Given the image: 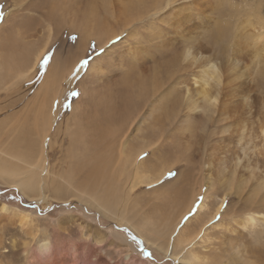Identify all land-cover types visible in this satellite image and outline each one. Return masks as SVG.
Wrapping results in <instances>:
<instances>
[{"label":"bare ground","instance_id":"1","mask_svg":"<svg viewBox=\"0 0 264 264\" xmlns=\"http://www.w3.org/2000/svg\"><path fill=\"white\" fill-rule=\"evenodd\" d=\"M12 2L13 10L0 23V51L6 53L0 56V90L10 91L13 86L31 79V88L36 93L40 91L42 97L40 104L34 106L32 115L29 110H16L14 123L13 98H7L4 102L0 100V117L4 121L1 124L2 135H6V140L0 144V184L14 187L28 198L34 197L37 202L51 199L43 192L40 181L37 182L33 179L35 176H32L36 173L54 176L50 170L54 165H48L47 157L53 144L49 134L61 133L60 128L65 122V138L62 137L60 143L66 140L63 160H68L69 165L58 178L60 187L73 192L72 197L134 232L139 228L151 231V226L154 225L152 223L150 226V218L139 222L142 227L133 222L134 219H130L129 216H133L130 212L134 207L129 210L131 205L128 203V196L132 195L134 187L139 183L149 184L155 180L152 179L154 174H150L152 170L149 167L155 165L151 162L168 149L169 153H164V156L173 155L178 142L181 153L171 156L175 162L168 163L171 157L161 161L156 171L157 178L174 169L176 164L181 163L180 160L189 161L190 153L187 156L186 152L191 149L190 142L193 140L196 149L202 151L204 160V168L201 166L202 191H220L221 194L216 196V201L203 197L205 199L197 203L195 192L198 190L193 192L194 187H190L195 195H190V203L186 205V209H180L182 214L179 215V221H186L179 222L170 230L169 219L165 217L168 214L161 212L159 218H165L160 221L164 219L168 226L167 238L162 242L165 232L161 238L150 232L151 235L145 237L146 245L164 251L166 257L182 264H264V0H254L253 4L247 6L245 26L248 27V34L243 31L236 33L228 25L221 26L220 30L217 25L197 20L186 25L193 36L184 31L183 34L176 31L177 35L173 34L174 38L166 41L165 31L160 29L150 33L145 30V33L149 32V39H137V46H132L136 43L126 42L129 43L128 47L125 46L127 48L122 49L125 51L115 58L107 53L112 49L93 56L86 68L85 78L78 80L82 93L86 88L85 81L89 83L90 90L86 95L83 93L80 96L77 101L79 104L73 105L77 118L70 123L71 117L67 115L58 124L55 123V115L51 110L52 102L59 94L57 89L61 81L55 78L58 72L54 76L52 64L38 72L37 65L53 43L64 39L61 29L76 33L79 37L76 47L81 49L75 57V54L70 53L71 48L64 46L57 50L56 55L68 56L75 62L86 50L91 49V38L97 47L105 49L118 38L127 39L126 36L134 35L130 32L143 19L163 21L166 18L164 20L169 25L166 26L171 29L172 25L177 29L190 19L188 16L194 17L202 14L205 8L210 9V0ZM193 9L194 12L191 11ZM250 10L253 12L252 16L248 14ZM156 22L158 21H152L150 25L153 26ZM155 27L157 28L156 25ZM9 37L12 43L6 46L5 41ZM175 38L183 39L187 45L184 43L186 46L182 50L174 49L166 53L170 46H175V43L171 44ZM203 39H206V44L201 43ZM200 43L206 47H198ZM107 58V69L111 72H107L109 70L104 69L101 63ZM53 60L58 62L55 56ZM85 65L73 63L61 77L69 81ZM109 73L112 74L108 75ZM82 98L87 100V106L80 110L78 108L83 103ZM123 99L125 104L121 106ZM29 115L31 126L28 128L27 138L30 141L25 148L21 145L25 123L28 122L26 117ZM79 120L84 124L89 147L86 146L85 135L83 138L81 133H76ZM206 135L210 138L207 145L204 142L208 140ZM75 147L77 156L74 153ZM81 148L84 151L89 148V160L82 163ZM145 151H148V155L143 157ZM76 160L80 162L75 165ZM186 163L189 166V162ZM127 166L129 172L122 173ZM78 168V173L72 177ZM182 172H190V168H183L179 177ZM178 179L177 177L174 184ZM193 179L188 181L194 184ZM189 183L181 181L176 187L180 191L178 202L187 194L184 189L187 191L185 185ZM173 192L172 195L177 193ZM168 195L162 196L164 201L168 199ZM227 198L236 201L231 200L230 206L223 209ZM171 203L173 204L172 200ZM208 204L212 210L207 207ZM236 204L241 205L233 208ZM169 207L172 206L169 204ZM192 207L196 208V213L186 219L184 214H189ZM217 216H220L219 221ZM34 222L26 211L0 203V240L4 227L9 226L8 228H18L29 236L30 241H34L41 236V231ZM87 223L89 224H82L81 228L88 232L87 228L93 225ZM162 223H159L161 228L164 227ZM155 225H158L157 222ZM210 227L222 229L218 243L209 235ZM155 228L152 232H156ZM142 231L140 230L141 233ZM94 237L97 243L102 242L103 235ZM28 243L24 242V245L27 246ZM195 246H200L203 250ZM54 250L55 245L43 239L35 249L30 250L27 264H41V261L53 256ZM4 251L8 252L11 261L21 254L18 250ZM94 251L89 248L82 250L76 257V264H109L102 256L92 254ZM55 261L58 264H69L72 260L65 253Z\"/></svg>","mask_w":264,"mask_h":264},{"label":"rangeland","instance_id":"2","mask_svg":"<svg viewBox=\"0 0 264 264\" xmlns=\"http://www.w3.org/2000/svg\"><path fill=\"white\" fill-rule=\"evenodd\" d=\"M253 1L254 0H210V4H211L210 9L205 8V11L202 14L196 15L194 17L188 16L190 19L187 20L183 25L179 26L180 30H182V31H180L179 28L175 29V27H173L172 25H171V29H172V31H171L170 27L168 28L169 25L167 24V22H165L166 20H164L166 18H164L163 21L158 20V19H153V20L143 19L142 23L135 24V26L138 28H136L135 26H134V28H136L137 30L133 28V31L130 32V33L137 35V36H134V35H132L131 37L126 36L127 39L126 38H118V39H116L117 41L115 40L116 42L114 41L112 44H109L107 46L108 48L106 47L105 49H103L102 47H100V48L97 47V45L94 42V39L91 38V40L89 42V47H91V49L86 50L87 49L86 48L85 49L86 53L82 57L75 60V62H73V60H70L68 58V56L62 57L59 54L56 55L58 52L57 50L59 48L63 49L64 46H66V47L69 46L71 48L70 53L73 55L75 54V57L79 55V53H80L79 49H81V47H76L77 41L79 38L77 36V34L76 33L74 34L70 31H66V29H64V31H63V29H61V36L64 39L59 41V42L53 43L52 46L47 49V52H46V54H44V57L42 56L40 58L38 65H37V67H38L37 71L40 72L41 68L44 69L46 67H51V64H52V66H53L52 70H53V72H55L54 76L58 72V74L56 75L55 78H57L58 81H61V82H59V89H57V90H59V92H58L59 94L57 93L58 96H56V98L54 99L56 102L53 100V102H52L53 106L51 108V110L54 112V115H55V119H56L55 123L58 124V122H60V120L64 121V119L67 115H70V117H71V120L69 121L70 123L73 122V120L77 118V114H75L77 112H75L73 105L79 104V102H77V101L80 98V96L82 97L83 93H85V95H86V92H88V90H90V87L88 85L89 83L85 81V87L86 88H85L84 92L82 93V90H80L81 89L80 86H78V80L85 78L84 74L87 71L86 68L89 65L88 63L93 56H99L100 54L106 53V51H109L112 49L111 52L109 51L107 53H109L111 57L115 58L116 55L123 53L125 51L122 49H125L128 47L127 45H129V43H126V42L136 43L137 39L145 40L148 37L147 34L149 32L152 33L154 31H158L160 29L165 31L164 37L166 38V41H169L168 40L169 38H174V35H177L176 33L178 31H179L178 33L183 34L184 32H186V34L193 36L194 35L193 32L189 33L188 32L189 29L186 28V25H188L189 23L192 24V22L197 21V20L205 21V23H208V24L217 25L220 30L222 28L221 26L228 25L236 33L240 32V31L247 33L246 29L248 27L245 26V19L247 17L246 9H247V6L249 4H253ZM9 9H11V10H9ZM12 10H13L12 0H0V23L5 17H7L9 15L10 11H12ZM191 11L194 12L195 9H193ZM248 14L250 16H252V14H253L252 10H250L248 12ZM155 20H157L158 22H156V24H154L153 25L154 27H153L150 24L152 23V21H155ZM143 21H144V24H143ZM149 21H150V23H149ZM209 21H212V22H209ZM216 21H219V23L218 22L216 23ZM139 24H141L143 26H141ZM166 24L168 26H166ZM155 25L157 26V28L155 27ZM158 26H160V27H158ZM44 27H45V25H44ZM139 27L142 28L143 31ZM151 27H152V29H151ZM165 27H167V28H165ZM167 29H168V31H167ZM199 29L197 30V32L199 31ZM145 30H147L149 32L145 33ZM140 31H141V33H140ZM4 32H5V30H4ZM176 37H178V36H176ZM10 38L11 37H9V39H7V41H5L6 46H9V44L12 43L9 41V40H11ZM180 38L174 39V41L171 44L175 43V46H174V44H173V46H170L169 51H167L166 53H168L170 51H174V49H176L177 51L182 50L181 48H183L187 45L186 41H184L183 39H180ZM184 38H186V37H184ZM128 39H130V40H128ZM147 39H149V38H147ZM121 40H125V41H121ZM205 40L206 39H203L201 41V43L206 44ZM117 42H119V43H117ZM182 43L183 44L186 43V45L184 44V46H182L183 45ZM201 43L198 45V47H200V48L202 47V49H203L205 45H203V44L201 45ZM84 44L86 46L85 42H84ZM116 44H118V45L116 46ZM137 45H139V44L138 43L132 44V46H137ZM125 46H127V47H125ZM5 54L3 51H0L1 57L4 56ZM46 56L48 58L47 63H46L47 65H45V63H43V60ZM54 56L58 62L53 60ZM57 57H58V59H57ZM60 59H62V60H60ZM84 60H86L87 63L78 74L74 75L75 78H73L69 81H65V79H63L61 77L62 74L65 75L66 72H68V70H69L68 68H70L73 63H75V65L78 63L80 64V62L84 61ZM107 61H108V58L106 60L103 59L101 62L104 66V69L109 68V61L108 62ZM55 63H57V65ZM54 70H56V71H54ZM107 70H109L107 72H111L110 69H107ZM62 71H64V72H62ZM37 74L38 73H36V75ZM110 74H112V73H109L108 75H110ZM32 82H33V80L29 79L26 81H22L21 83L17 84L16 86H13V89H10V91H8V90L6 91L3 89L0 90L1 102L7 101L6 100L7 98H9V99L13 98V123H14V118L17 115L16 110H18V111L19 110H29L31 115H32V113L34 112V106L37 107L38 104H40V102H41L40 99H41L42 95H41L40 91L36 93V90L31 88ZM90 85L92 87V81L90 82ZM29 97H30V99H29ZM82 101H83V103L78 108L80 110L83 107L87 106V100L82 98ZM24 104H26V105H24ZM123 104H125L124 99L122 100L121 106ZM8 111L9 110H7V112ZM3 113H4V111H3ZM1 117H0V144L2 145L4 143V141L6 140V135L5 136L2 135L1 124L4 121L1 119ZM26 121H28L26 123L29 125H27L25 123V128H24L25 135L22 137L23 144H22V142L20 143V144H22L21 146H23L25 148L29 146L28 141H30L27 138L29 135L28 134V128H29V126H31L30 115H29V117H26ZM83 126H84V124L80 123V120H79L76 133H81L83 138L85 135V143H86V146L89 147V145L87 143L86 134L84 133L86 131H85ZM60 129H61L60 132L61 131L62 132L59 133L58 135L54 134L55 135L54 136L53 133H50L49 134L50 137L48 136L50 141L53 142L51 148L47 152L48 153L47 154L48 155L47 156L48 157V165H50L51 167L54 165V167L50 169L53 171L54 176L48 177L45 174H38V173H36V175L33 174V176H32V178L35 176L33 179H36L37 182L40 181L39 184H41L43 192H45V194L48 197L50 196L53 199L52 198L49 200L47 199L46 202H37L34 200V197L28 198L24 194L20 193L14 187H10L7 185L0 184V203L4 202V203L12 206L13 208H17V209H20V210H23V211H26L27 213H29V215L31 217H33V220L35 221L34 222L35 225L38 226V229L41 231V236H38V238H35L34 241L33 240L30 241L28 238L29 236L23 234L18 228H14V227L8 228L9 226L4 227V229L2 231V238L0 240V264H27L28 263V254H29L30 250L32 251L33 249H35L43 241V239L49 240L50 242H52L55 245L54 254H53V256H51V259L54 262V264H58V262L55 260L57 259V257H59V255H60V257H62L63 254H65V253H67L72 260V261H69L68 263L69 264H76V261H77L76 257L79 255V253L82 250L86 251L87 248L94 249L95 251L92 254H98L99 256H102V258L105 259L107 262H109V264H182V263L174 262L172 260V258L169 256L166 257V255H164V251H162V250L160 251L157 248H152V247L147 246L145 243V237L146 236L149 237L151 235V233L156 234V232L157 233L159 232L156 235L153 234V236L161 238L162 234L165 232L163 235L162 242L165 241V239L167 238V234H168V226H167V222L164 221V219L162 220L163 223L160 220L162 218L167 217V219H169L168 220L169 225H171L170 230L174 226H176L177 224H180L183 221L185 222L186 220H182V222L179 221L180 220L179 215L182 214V210H180V209H184V208L186 209L187 208L186 205H188L190 203V200H191L190 195H192V194L195 195V193H196L197 197H196L195 201L198 203V202H201L202 200H204L205 198H208L209 200L212 199V200L216 201V196L221 194L220 191L214 192V193H212L211 191H210L211 193L209 191H205V192L202 191V189H203L202 169L204 168V160H203L202 151L196 149V147H195L196 145L193 143V140H191V142H190V146H191L192 150L190 149L188 152H186L187 156H189V153H190V156H189L190 160L186 161V162H189V166L187 165L186 162H183L184 160L183 161L180 160L181 163L176 164L174 169L172 168L168 172H165L164 175L161 176V178H157V172L156 171L158 170L159 164L161 163V161L164 160L165 158L168 159L171 156H174L176 154L181 153V150L179 148L180 142H178V144H177L178 148L176 147V150L173 153V155L168 156V157L164 156V153H169V149H168V150H165L164 153L159 158L154 159L153 160L154 162H151L152 165H153V163L155 165L151 166L152 168L149 167L152 170V171H150V174L151 173H152L151 175L154 174L152 176V179L155 178V180H153V182H151L149 184L145 183V182L139 183L138 185H136L134 187V189L132 191V195L130 194L131 196L130 195L128 196V203H129V205H131L129 210L132 207H134V209L133 208L131 209V211L133 213L130 212V214H133V216L131 217V215H130L129 216L130 219L131 220L134 219L132 221L138 224L139 222H141L145 218L146 219L150 218L151 219L150 220L151 221L150 226L152 223H153L152 225H154V226H151V229H152L151 231L145 230L143 228L142 229L144 231H142V229L139 228L138 231L134 232V231L130 230L129 228L123 226L122 224L116 222L115 220H112L106 216H103L95 208L86 205L85 203L81 202L80 200H78L75 197H72L71 194L73 192L72 193L67 192L65 188L60 187V185L58 184V178L60 177L62 171H65L68 169L67 165H69L68 160H66V159L63 160L64 156H65L64 148L67 146L66 140H64L62 142V144L60 143L61 142L60 139L62 137L65 138V136L63 134L64 129H65V122L63 123V125ZM206 137H207L206 140L207 139L208 140L207 141L204 140V142L205 143L207 142L206 143V145H207L210 138H209V135H206ZM175 138H172V139L175 141L177 139V138L176 139ZM59 144H61L60 147H59ZM62 145H63V147H62ZM34 146H35V144L33 143V147ZM61 148H62V150H61ZM75 150H74V153L76 154L75 156H77L78 154H77L76 147H75ZM86 151H84L81 148V153H80L81 154V163L85 162L86 159L89 160V158H88L89 148ZM146 153L148 154V151L143 152V157L146 156L145 155ZM34 154H36V153H34ZM65 161H66V163H65ZM169 161L170 162H168V163H172V161H174V160L171 157V159ZM176 161H178V160H176ZM79 162L80 161L76 160L75 165L79 164ZM75 165H73V166H75ZM201 166H203L202 169H201ZM185 167H189L190 172H187V173L182 172L181 176L179 177L180 171ZM65 168H67V169H65ZM153 168H155V169L153 170ZM147 170H149V169H147ZM78 171H79V168H78L77 172H75L72 175V177L75 174H77ZM128 172H129V170H128V166H127L126 169L122 173H128ZM170 172L172 173V175H169ZM72 177H71V179H72ZM123 177H124V175H123ZM177 177L179 178L178 182L176 184H174L176 182ZM187 177L188 178L190 177V178L188 179ZM193 178H195V179H193ZM53 179H54V181H53ZM192 179L194 180L193 181L194 184H192L191 181H188V180H192ZM181 181H186V183H189V182L190 183L185 185L187 191L184 189V192L187 194H184L183 200H180L181 202H178L179 198H180V194H179L180 191L176 190V187L179 185V183ZM149 185H151V186H149ZM200 186H201V191H200ZM190 187H191V189H192V187H194L193 188L194 190L192 189L193 192H195V190H198V192L196 191L195 193H192V191L190 190ZM197 187L199 189H197ZM178 191H179V193H178ZM189 191L191 193H189ZM171 192H173V193L177 192V193L172 195ZM162 193L164 196L167 193L170 195V196L169 195L166 196V198L168 197V199L171 198L169 200L170 202L167 201L168 199L166 201L163 200V198H162L163 195H161ZM33 194H35V193H29V195H33ZM160 196L162 199L160 198ZM69 197H70V199H68ZM132 197H134V198H132ZM203 197H205V198H203ZM172 198H176V199H172ZM21 199H23V201ZM129 200H131V201H129ZM171 200H172L173 204L171 203ZM184 200H186V201H184ZM227 200L225 201L223 209L228 207L230 202L236 201L235 199H229V198H227ZM158 201L161 204L158 203ZM169 204L172 207H169ZM160 205H162V206L166 205L167 207L166 206L161 207ZM238 205H241V204H236L233 206V208L237 207ZM159 206L164 211H160L161 209H159L160 208ZM207 207L210 210L213 209L212 207H210L209 204L207 205ZM239 207H242V206H239ZM165 208L166 209L168 208V209L166 210ZM139 211H141V212H139ZM161 212L163 214L167 213L168 215L165 214L167 216L164 217L162 214L163 217L159 218V216H161V214H160ZM203 212L205 213L206 211H203ZM195 213H196V208L192 207L189 214H187V215L184 214V215H185V218L188 219L189 217H193ZM205 214L208 215V213H205ZM142 217H144V218H142ZM80 219H81V221H78ZM216 219L219 221L220 216H217ZM159 221L162 223V227L164 226L166 228H164V227L161 228V224L159 225V223H160ZM87 222H90V224L93 225V226H90L91 228H87L89 230L88 232L81 228L82 224H84V225L89 224ZM156 222L158 225H155ZM164 223H166V224L164 225ZM157 226H158V228H157ZM159 226H160V228H159ZM141 227H142V225H141ZM152 227H154V228L156 227L158 229V231L155 228L156 232H152V231H154V228H152ZM140 230L142 231V233L140 232ZM175 230H177V229H175ZM209 232H210L209 235L211 234L214 237L215 242L218 243L220 240L219 237H221V234H222V229L219 227H217L215 229L210 227ZM95 235H103L102 242L97 243V241L94 237ZM216 237H218V238H216ZM122 238L124 240H126L127 242H124ZM24 242H29V243L26 246V245H24ZM100 246H102V247H100ZM195 247L199 248V250H203V249H201L200 246H195ZM5 249L8 251L9 250H12V251L18 250V252L21 254L19 256H17L16 259L11 261L9 258L8 252L4 251ZM133 259H134V261H133ZM44 261H41V264H48L49 259L44 260ZM216 261H219V260H216Z\"/></svg>","mask_w":264,"mask_h":264},{"label":"snow or ice","instance_id":"3","mask_svg":"<svg viewBox=\"0 0 264 264\" xmlns=\"http://www.w3.org/2000/svg\"><path fill=\"white\" fill-rule=\"evenodd\" d=\"M47 59H48V58H47V56H46V57L44 58V60H43V63L46 64V63H47ZM86 63H87V61L84 60V61H81V62H80V65L83 66V65L86 64ZM145 155L147 156L148 154L146 153ZM169 175H172V173L170 172ZM48 264H54V262L52 261L51 258H49V262H48Z\"/></svg>","mask_w":264,"mask_h":264},{"label":"trees","instance_id":"4","mask_svg":"<svg viewBox=\"0 0 264 264\" xmlns=\"http://www.w3.org/2000/svg\"><path fill=\"white\" fill-rule=\"evenodd\" d=\"M23 201V199H21Z\"/></svg>","mask_w":264,"mask_h":264}]
</instances>
